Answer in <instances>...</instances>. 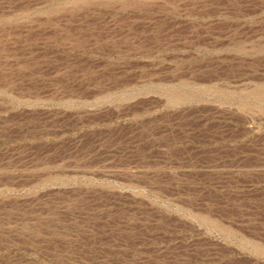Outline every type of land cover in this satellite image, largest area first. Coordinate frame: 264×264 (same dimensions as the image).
I'll list each match as a JSON object with an SVG mask.
<instances>
[{"label":"rangeland","instance_id":"374dc122","mask_svg":"<svg viewBox=\"0 0 264 264\" xmlns=\"http://www.w3.org/2000/svg\"><path fill=\"white\" fill-rule=\"evenodd\" d=\"M0 264H264V0H0Z\"/></svg>","mask_w":264,"mask_h":264}]
</instances>
